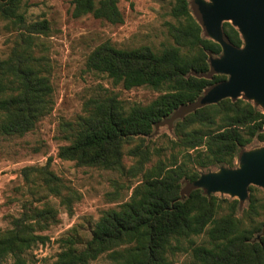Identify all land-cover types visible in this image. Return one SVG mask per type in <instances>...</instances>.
Returning a JSON list of instances; mask_svg holds the SVG:
<instances>
[{
	"label": "trees",
	"instance_id": "1",
	"mask_svg": "<svg viewBox=\"0 0 264 264\" xmlns=\"http://www.w3.org/2000/svg\"><path fill=\"white\" fill-rule=\"evenodd\" d=\"M72 3L74 17L91 13L111 23L124 20L118 0ZM171 13L175 22H168L167 29L173 40L162 48H121L106 41L87 57L88 70L106 74L113 84L148 86L160 94L147 104H127L104 88L68 124V143L58 155L81 166L124 172L125 145L141 140L130 153L139 156L142 181L128 201L102 213L89 239L80 240L75 228L61 237L54 264H91L104 255L108 264H175L173 256L180 252H188L192 264H264V198L259 201L250 186L247 210L238 216L240 200L194 186L203 169L235 167V158L248 145L264 142V111L245 98L199 103L208 88L227 78L210 64L222 47L204 36L199 13L193 15L188 0H175ZM0 18L16 31L9 54L0 56L1 138L35 129L53 108L54 87L48 49L40 40L50 31L49 21H29L23 0H0ZM223 31L232 45H243L230 22H224ZM183 109L173 124L171 155L145 168L150 160L145 137ZM23 173L72 209V196L62 193L60 179L47 166L26 167ZM55 215L46 206L14 218L13 226L0 233V264H29L25 253L50 240L39 231Z\"/></svg>",
	"mask_w": 264,
	"mask_h": 264
},
{
	"label": "rangeland",
	"instance_id": "2",
	"mask_svg": "<svg viewBox=\"0 0 264 264\" xmlns=\"http://www.w3.org/2000/svg\"><path fill=\"white\" fill-rule=\"evenodd\" d=\"M188 1L196 16L194 0ZM23 2L29 21L46 18L50 23V31L40 40L47 46L52 65L50 78L54 87V105L35 129L22 135L0 138V233L13 226L14 218L30 215L34 208L52 206L56 212L55 217L46 220L47 224L39 231L49 236L50 240L27 251L25 257L29 264H54L62 249L59 241L61 237L75 228L80 240L89 239L95 222L102 213L128 201L135 186L142 181V172L138 171L139 156L130 153L132 147L142 142L141 140H133L125 145L124 172L81 166L58 155L59 148L68 143V124L83 114L85 102L104 88L114 91L127 104H147L160 94V91L148 86L125 89L122 85L113 84L106 74L88 70L87 57L99 44L106 41L121 48L142 45L162 48L164 43L173 40L168 34L167 23L175 22L171 13L175 0H118L124 18L122 23H111L96 18L91 13L74 17L73 0ZM203 34L207 36L205 32ZM15 35L13 27L0 18L1 57L9 54ZM256 106L262 109L259 105ZM184 113V109L178 111L175 119L166 120L152 135L145 137L143 147L147 146L150 150V160L145 168L152 167L160 159L166 160L171 155V142L176 139L173 124ZM263 144L264 142L254 141L246 149ZM234 162L235 167L238 166L239 156ZM44 166L60 179L62 193L72 196L71 210L61 202L59 195L50 193L40 181L34 183L25 178L24 168ZM218 169L211 166L203 169L202 173ZM250 186H253L256 198L262 201L264 188ZM214 194L228 200L237 198L220 192ZM249 196L250 191L247 200L241 201L238 207V216H243L247 210ZM173 258L175 264H192L188 252L177 253ZM108 263L109 260L104 255L91 264Z\"/></svg>",
	"mask_w": 264,
	"mask_h": 264
},
{
	"label": "water",
	"instance_id": "3",
	"mask_svg": "<svg viewBox=\"0 0 264 264\" xmlns=\"http://www.w3.org/2000/svg\"><path fill=\"white\" fill-rule=\"evenodd\" d=\"M194 3L204 32L222 47L219 56L210 58L212 71L227 76L208 88L199 103L214 104L244 96L264 111V0H194ZM224 22L238 29L242 46L236 47L226 39ZM250 185L264 188V144L242 151L238 166L204 172L194 182L195 187L207 194L220 192L242 202L248 198Z\"/></svg>",
	"mask_w": 264,
	"mask_h": 264
}]
</instances>
